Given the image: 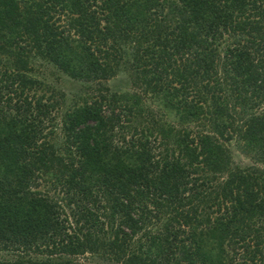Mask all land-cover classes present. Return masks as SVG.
<instances>
[{
  "label": "trees",
  "instance_id": "trees-1",
  "mask_svg": "<svg viewBox=\"0 0 264 264\" xmlns=\"http://www.w3.org/2000/svg\"><path fill=\"white\" fill-rule=\"evenodd\" d=\"M36 56L86 85L59 123ZM0 252L264 264V0H0Z\"/></svg>",
  "mask_w": 264,
  "mask_h": 264
},
{
  "label": "rangeland",
  "instance_id": "rangeland-1",
  "mask_svg": "<svg viewBox=\"0 0 264 264\" xmlns=\"http://www.w3.org/2000/svg\"><path fill=\"white\" fill-rule=\"evenodd\" d=\"M31 71L29 75L33 78L42 81L45 85H50V89L53 91L55 95L58 96L59 105L54 112L56 123H59L61 114L76 104L80 97H85V89L86 85L84 83L75 82L74 80L70 79L68 76L64 75L62 72H59L53 64L48 62L46 59H43L39 56L32 57L31 60ZM105 84L109 87V89L113 92L122 93L123 91H127L131 89V80L128 72L125 69H121L115 77L111 78ZM89 86V85H88ZM152 103V98L147 95L143 97V104L146 105ZM144 120L147 122L148 118L144 115ZM141 121V120H139ZM172 117H168L165 122H172ZM144 123V122H143ZM140 124V123H139ZM57 132V142L59 143V139L62 136L60 126H56ZM62 142V141H61ZM236 143L232 142L230 148L232 149V158L233 161L241 166H248L251 164V160L249 157H245L241 155L238 151H236ZM61 153V152H60ZM14 254L11 252H0V259H13ZM86 258L89 259V262L92 264H113L110 261H102L96 260L97 258L84 256L78 258L79 260H85Z\"/></svg>",
  "mask_w": 264,
  "mask_h": 264
}]
</instances>
